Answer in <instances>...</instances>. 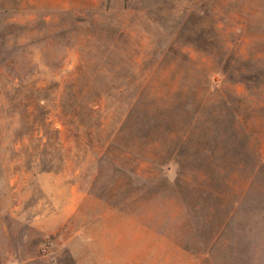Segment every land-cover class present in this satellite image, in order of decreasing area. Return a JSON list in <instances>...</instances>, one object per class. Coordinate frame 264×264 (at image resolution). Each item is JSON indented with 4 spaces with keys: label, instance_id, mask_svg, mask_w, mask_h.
<instances>
[{
    "label": "rangeland",
    "instance_id": "rangeland-1",
    "mask_svg": "<svg viewBox=\"0 0 264 264\" xmlns=\"http://www.w3.org/2000/svg\"><path fill=\"white\" fill-rule=\"evenodd\" d=\"M0 264H264V0H0Z\"/></svg>",
    "mask_w": 264,
    "mask_h": 264
},
{
    "label": "trees",
    "instance_id": "trees-1",
    "mask_svg": "<svg viewBox=\"0 0 264 264\" xmlns=\"http://www.w3.org/2000/svg\"><path fill=\"white\" fill-rule=\"evenodd\" d=\"M204 88H207V87H204ZM90 106V111H89V121L91 122V124L89 125L88 124V127H87V124H82V123H76V122H73V124H75V128L77 129V131L78 130H80V129H85L86 127H87V129H89V132H91V130H92V126H93V120L95 119V111H94V109L92 108L94 105H89ZM196 117H197V113L194 111V114H193V117H191V121H190V125H188L189 127H191L193 124H194V122L196 121ZM50 119L49 118H45L44 119V122H46L47 124V127L49 128V127H52L53 126V124H54V122L53 121H49ZM72 120H73V118H72ZM63 126H65V125H63ZM70 126V125H69ZM71 126H72V124H71ZM65 128H66V126H65ZM57 133H59V132H57ZM45 148H46V146H44ZM46 162H49V159H47V161ZM47 169H46V167H41L40 168V172H44V171H46Z\"/></svg>",
    "mask_w": 264,
    "mask_h": 264
}]
</instances>
